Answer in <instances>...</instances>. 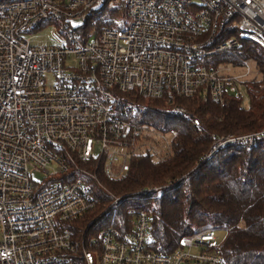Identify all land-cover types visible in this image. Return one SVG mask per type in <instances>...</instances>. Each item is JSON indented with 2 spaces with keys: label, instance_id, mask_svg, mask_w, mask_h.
<instances>
[{
  "label": "built area",
  "instance_id": "built-area-1",
  "mask_svg": "<svg viewBox=\"0 0 264 264\" xmlns=\"http://www.w3.org/2000/svg\"><path fill=\"white\" fill-rule=\"evenodd\" d=\"M114 1L127 24L83 42L75 29L108 0H0V264H227L210 227L154 251L151 217L132 207L119 226L76 228L97 206L94 189L105 190L99 176L113 182L136 156L172 154L177 132L137 123L144 108L133 99L163 100L180 117L178 97L243 104L253 61L214 63L237 55L227 29L264 51V0ZM46 26L59 45L26 36ZM263 136H214L205 158Z\"/></svg>",
  "mask_w": 264,
  "mask_h": 264
},
{
  "label": "trees",
  "instance_id": "trees-1",
  "mask_svg": "<svg viewBox=\"0 0 264 264\" xmlns=\"http://www.w3.org/2000/svg\"><path fill=\"white\" fill-rule=\"evenodd\" d=\"M126 19L125 4L108 0L91 11L75 32L86 42L105 28H122ZM227 31V36L239 39L237 55H219L214 64L253 61L259 78L246 84L248 107L229 94L214 103L198 93L188 99L175 98L174 104L184 109L185 117H180L163 100L133 99L144 108L134 116L137 123L177 132L172 154L161 162L150 154L136 156L128 172L113 182L99 176L105 190L94 189L97 206L77 221L76 231L91 222L95 231L119 226L128 221L126 209L132 207L150 215L151 247L156 252L170 253L182 237L210 227L226 233L216 250L227 264H264V136L251 148L227 146L205 158L214 136H238L264 128V51L239 38L236 29ZM153 187L157 190H148Z\"/></svg>",
  "mask_w": 264,
  "mask_h": 264
},
{
  "label": "rangeland",
  "instance_id": "rangeland-1",
  "mask_svg": "<svg viewBox=\"0 0 264 264\" xmlns=\"http://www.w3.org/2000/svg\"><path fill=\"white\" fill-rule=\"evenodd\" d=\"M126 23H127V19H126ZM31 35H34L36 38V42H34V43L39 44V45H44V44L59 45V43H61V41H62V38L59 36L58 32L55 31V29L52 28L51 26H46V27L40 28V29L36 30V32H34L33 34H26V36H31ZM258 78H259V75L257 76L256 79H258ZM47 81H48V83L53 84L52 79L50 77H48ZM245 98H248L247 93H246ZM245 98L243 100L242 106L244 108H247L248 107V100H246ZM139 106H140V104H139ZM36 178L37 179L40 178V175H37ZM225 234L226 233L224 231L217 230V232H216V235H217L216 245H220L223 242Z\"/></svg>",
  "mask_w": 264,
  "mask_h": 264
}]
</instances>
